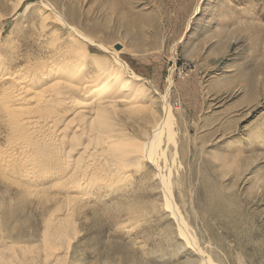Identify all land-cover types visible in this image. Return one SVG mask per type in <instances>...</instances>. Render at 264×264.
<instances>
[{"label": "rangeland", "instance_id": "1", "mask_svg": "<svg viewBox=\"0 0 264 264\" xmlns=\"http://www.w3.org/2000/svg\"><path fill=\"white\" fill-rule=\"evenodd\" d=\"M44 2L53 12L43 0H0L7 69L18 68V53L47 57L55 38L72 48L64 16L90 42L82 53L125 66L150 90L123 114L128 130L146 142L165 122L136 184L85 203L63 264H201V255L264 264V0ZM2 123L0 150L9 140ZM1 170L0 230L19 254L40 257L47 197H21L18 178Z\"/></svg>", "mask_w": 264, "mask_h": 264}, {"label": "bare ground", "instance_id": "2", "mask_svg": "<svg viewBox=\"0 0 264 264\" xmlns=\"http://www.w3.org/2000/svg\"><path fill=\"white\" fill-rule=\"evenodd\" d=\"M43 4L53 12L44 0ZM60 20L76 36L72 48L61 50L55 38L47 57L27 53L20 58L18 53L16 69H7L0 56V122L3 119L9 137L0 150V170L18 178L21 197H47L39 205L44 219V249L37 254L41 258L28 260L19 254L14 236L0 230V264L66 262L85 203L104 194L125 193L154 160L155 142L165 127V122L157 123L146 142L128 130L123 114L143 106L150 90L125 66L82 53L90 42L64 16ZM98 48L104 50L103 45ZM166 201L171 209L169 196ZM201 257V264H212Z\"/></svg>", "mask_w": 264, "mask_h": 264}, {"label": "water", "instance_id": "3", "mask_svg": "<svg viewBox=\"0 0 264 264\" xmlns=\"http://www.w3.org/2000/svg\"><path fill=\"white\" fill-rule=\"evenodd\" d=\"M115 48H116V50L120 51L122 49V46L121 45H117Z\"/></svg>", "mask_w": 264, "mask_h": 264}]
</instances>
